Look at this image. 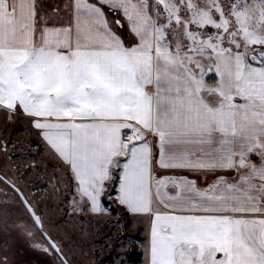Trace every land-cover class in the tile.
I'll return each mask as SVG.
<instances>
[{
	"label": "snow or ice",
	"instance_id": "snow-or-ice-1",
	"mask_svg": "<svg viewBox=\"0 0 264 264\" xmlns=\"http://www.w3.org/2000/svg\"><path fill=\"white\" fill-rule=\"evenodd\" d=\"M0 109L67 166L79 211L115 192L150 218L147 264H264V0H0Z\"/></svg>",
	"mask_w": 264,
	"mask_h": 264
},
{
	"label": "rangeland",
	"instance_id": "rangeland-1",
	"mask_svg": "<svg viewBox=\"0 0 264 264\" xmlns=\"http://www.w3.org/2000/svg\"><path fill=\"white\" fill-rule=\"evenodd\" d=\"M0 174L22 191L68 264H130L129 247L136 244L140 250V232L131 229L130 216L120 210L113 195H106L108 205L99 214L79 211L65 167L42 147L23 117L2 109ZM35 244L49 246L18 194L0 178V260L5 264L63 260L59 253L45 254Z\"/></svg>",
	"mask_w": 264,
	"mask_h": 264
},
{
	"label": "crops",
	"instance_id": "crops-1",
	"mask_svg": "<svg viewBox=\"0 0 264 264\" xmlns=\"http://www.w3.org/2000/svg\"><path fill=\"white\" fill-rule=\"evenodd\" d=\"M60 3L62 6L63 0H57V2H55V0L53 2L48 1L49 4H52L53 6H55L56 3ZM90 2L92 3H96L97 0H90ZM104 11L106 13V18L110 24L111 29L116 32L119 36H121L126 43L131 44L134 42V38H129V33L127 30V25L125 24L124 28H121L119 24H117V21L119 20L122 24L124 23L123 17L119 14V13H112L107 7H104ZM206 83L208 84H214L216 77L215 74L211 73L205 77ZM16 114L20 115L21 117H23L27 122H28V126L30 127V129L33 131V133L36 135L39 143L42 145V147L45 148V150L51 154L54 159L61 164L62 166L65 167V169L68 171L70 178H71V173L68 170L67 166L59 159L57 158L51 151L50 147L47 145V143L42 139V137L39 135L38 130L34 129L32 127L31 121L26 118L21 112H16ZM125 134H130V132H127V130H125ZM150 140H154L155 138L153 137H149ZM155 152V149H154ZM154 169L157 173H159L160 175H173V174H177V175H181V176H186L189 179L195 180L197 185L199 187H205L208 184H211L215 178L217 174H221V175H230L229 173H206V174H201L199 172H189V171H179L176 170L174 173V170H164V169H160L158 167H155L154 164ZM71 182H72V189H73V193L74 196L79 200V197L77 196L76 193V182L74 179L71 178ZM115 195H113L114 200L115 199ZM116 203L123 207L122 205H120L117 201ZM101 208L102 210H104V205L102 204V200H101ZM124 208V207H123ZM125 209V208H124ZM126 210V209H125ZM88 213L90 215H94V214H99L101 212L98 213H92L90 210H87ZM130 219H131V229H133L134 231L139 230L140 235H141V239H139L138 244L140 246V251L142 253V258L139 264H147V257H146V247L148 245V237H149V230H150V218L147 216H134L131 213H129Z\"/></svg>",
	"mask_w": 264,
	"mask_h": 264
},
{
	"label": "trees",
	"instance_id": "trees-1",
	"mask_svg": "<svg viewBox=\"0 0 264 264\" xmlns=\"http://www.w3.org/2000/svg\"><path fill=\"white\" fill-rule=\"evenodd\" d=\"M107 194L108 193L106 192L105 198H102V204L105 207L108 205V203L106 202V195ZM115 194H116L115 192L112 193V195H115ZM120 210H122V212L125 214V216H129V213L123 207L120 206ZM111 211L115 213L117 211V209L111 207ZM126 257H127L130 264H139L141 261V258H142V253L136 244H132L126 253Z\"/></svg>",
	"mask_w": 264,
	"mask_h": 264
},
{
	"label": "water",
	"instance_id": "water-1",
	"mask_svg": "<svg viewBox=\"0 0 264 264\" xmlns=\"http://www.w3.org/2000/svg\"><path fill=\"white\" fill-rule=\"evenodd\" d=\"M0 178L5 182L7 183L17 194L18 196L20 197L21 201L23 202L25 208L27 209L28 213L30 214V216L32 217V219L34 220L35 222V217L33 216V212L35 213L33 207L31 206V204L29 203V201L27 200V198L24 196V194L22 193V191L17 188L14 184H12L10 181H8L6 178H4L1 174H0ZM29 207H31L32 209V212H29ZM35 216H38L36 213H35ZM37 225V224H36ZM37 227L41 230L42 234L44 235V237L47 239V241L49 242V239L50 237L45 233V231L43 230L42 228V225H37ZM59 255L61 256V258L63 260H65L62 255L59 253Z\"/></svg>",
	"mask_w": 264,
	"mask_h": 264
}]
</instances>
